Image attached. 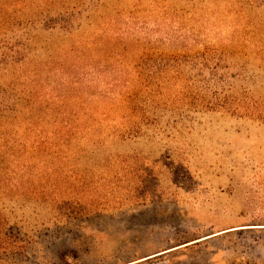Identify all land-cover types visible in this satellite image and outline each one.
<instances>
[{
    "label": "rangeland",
    "instance_id": "374dc122",
    "mask_svg": "<svg viewBox=\"0 0 264 264\" xmlns=\"http://www.w3.org/2000/svg\"><path fill=\"white\" fill-rule=\"evenodd\" d=\"M69 1L0 0L10 105L32 98L44 130L58 112L88 111L101 137L31 159L32 171L5 161L0 264H264L260 0H79L73 32L53 26ZM202 49L223 55V91L255 98L249 112L213 106L188 64L152 74L146 62ZM138 90L141 112H129ZM24 174L44 175L45 196Z\"/></svg>",
    "mask_w": 264,
    "mask_h": 264
},
{
    "label": "trees",
    "instance_id": "16d2710c",
    "mask_svg": "<svg viewBox=\"0 0 264 264\" xmlns=\"http://www.w3.org/2000/svg\"><path fill=\"white\" fill-rule=\"evenodd\" d=\"M79 2V0H70L65 10L61 14H56V22L53 26L60 25L61 28L69 32H73L75 28L79 27L84 17ZM259 4L264 7V0H260ZM58 15L61 23L57 21ZM6 57V53L0 48V65L6 63ZM150 58L148 57L146 62H152L149 65L152 74L165 73L168 69H179L182 64H188L195 73V81L201 83V88L211 92L210 100L213 106L221 104L230 106L232 111L247 113L249 112V104L252 106L255 103L254 97V100L247 102V98H249L247 94L233 98L226 91H223L226 86L225 83L228 81L227 69L229 65L226 64L223 55L214 49H202L192 54H163L153 60ZM154 66L157 68L155 69ZM150 78L153 79L154 77ZM6 90L7 87L0 86L1 174H4L5 170L10 167L5 163L6 160L13 161L16 158H25L21 161L22 163L18 161L15 167L18 168V171L28 172L33 170V166L28 162L31 159L38 158V156L45 157L49 154L59 157L83 152L84 144L96 145L101 140L100 136L96 137V131L91 129L96 121L88 111L76 109L73 112H58L55 115L53 126L44 130L38 127L37 121H42V123L45 121L46 111L34 108L32 98L25 99L20 108L16 107L23 100L22 97L13 99V105H10V98L7 96ZM136 92L124 97V101L129 105L132 102L135 106L129 112L139 113L142 108L138 101L140 92L139 90ZM125 107L127 108V106ZM65 116L68 120H65ZM82 121H86L85 123L90 126L82 124ZM123 136H126V133H123ZM24 175L28 193L34 194L35 200L45 196L44 190L39 191V187H45L43 185L44 175L41 177L31 174ZM27 200H31V195L27 196ZM27 200H23V203H27ZM2 216L5 217V213L3 215L0 213V217Z\"/></svg>",
    "mask_w": 264,
    "mask_h": 264
}]
</instances>
